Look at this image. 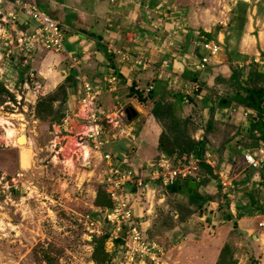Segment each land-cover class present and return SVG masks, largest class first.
<instances>
[{
	"label": "crops",
	"instance_id": "crops-1",
	"mask_svg": "<svg viewBox=\"0 0 264 264\" xmlns=\"http://www.w3.org/2000/svg\"><path fill=\"white\" fill-rule=\"evenodd\" d=\"M22 1L0 0V21H8L12 13L18 12ZM180 2L41 0V9L65 27V52L60 55L66 58L65 63L69 67L61 72V83L69 77L76 80V83L67 84L68 101L64 118L69 116L71 131L78 133L80 128L72 117L82 93L80 80L86 78L92 83H99L109 72L115 71L121 85L115 91L106 92L102 102H106L104 98L108 100L109 111L116 107H129L128 103L122 105L124 100L120 97V89L124 87L129 90L127 97L134 104L135 107H131L135 108L138 117L131 122L135 128V139L120 141L111 149L131 154L138 175L145 177L150 172V163L162 155L167 156L160 147L164 129L163 124L150 112L153 106L146 108L140 105L131 96V89L134 86L142 88L141 84H145L146 91L152 85L157 101L172 105L175 118L188 125V139L196 143L192 149L189 148L190 144L186 145L189 153L177 150L173 157L198 156L201 160L212 159L215 162L212 168L214 175L201 170L203 179L197 184L196 194L202 198L198 204L204 206V212H195L187 222L181 223L182 227H188L186 236L166 253V258L160 259L162 262L159 264H217L221 252L218 260H215L216 248L228 241L224 235L232 232L230 229L256 240L259 255H262L259 264H264V165L260 170H255L244 160L247 152L264 145V117L259 122L256 110L232 100L239 88L253 89L248 82H251L249 80L255 72L264 75V0H229V9L222 12L229 23L221 22L213 26L205 19L203 24L197 20V7L193 5L192 21L182 23L188 8L179 7ZM205 13V10L200 12L201 17H206ZM229 25L230 32H227ZM3 30L0 27L1 40L6 37ZM207 42L221 47L218 56L212 57L203 49ZM111 47L127 50L133 56V62L122 63L109 53ZM205 57H209L210 62L201 70L199 66ZM141 59L144 64L136 67L135 62ZM165 61L170 63L169 74L202 84L201 100L193 99L190 105L185 104L180 88L171 86L170 78L159 77ZM262 86L264 88V81ZM192 108L197 114L200 109V115L207 120L199 124L197 118L191 119ZM247 111L248 117L245 116ZM74 138V134L65 133L58 139L70 143L69 140ZM201 143L206 145L203 159L199 156ZM88 166L91 167V164ZM102 166L100 160H96V167L101 171L104 169ZM95 171L90 170L88 175H93ZM221 174L231 179L234 191L222 190ZM86 181L87 186L82 191L83 194L90 192V196L85 195L89 201L83 197L82 202L92 206L97 199V191L90 183L92 180ZM148 186L150 195L160 190L159 186L154 188L152 182ZM177 186L179 193L169 191L178 201L182 199V202L189 204L193 194L186 192L185 187L180 190ZM166 199L167 196L161 193L157 196L158 204L153 203L148 207L147 203L140 204L139 199L134 202L133 215L143 230L147 232L152 227L156 216L155 206L168 208L169 204H164ZM192 224L198 226L193 228ZM235 225L238 226L237 230ZM203 229L207 236H198Z\"/></svg>",
	"mask_w": 264,
	"mask_h": 264
},
{
	"label": "rangeland",
	"instance_id": "rangeland-1",
	"mask_svg": "<svg viewBox=\"0 0 264 264\" xmlns=\"http://www.w3.org/2000/svg\"><path fill=\"white\" fill-rule=\"evenodd\" d=\"M228 3L229 0H181L179 7L188 8L182 23L192 21L191 13L194 12L192 5L197 7L195 10V13L198 12L197 20L202 24L204 19L211 26L221 22L229 23L228 17L222 13L229 9ZM204 10L206 17L203 18L200 12ZM7 20L0 21V27H3L2 32H5L6 36L5 39L2 38L4 42L0 39V114L10 123L0 125V264H96L93 259L94 240L105 234L108 229L105 219L108 201L102 192L103 171L96 167L98 159L91 157L94 156L93 153L88 161H83L79 153L80 148L71 139L70 143L68 140L58 139V147L65 145L67 147L54 159L51 141L57 135L54 126L58 128L61 124H56L58 122L48 115H45V119L38 116L39 103L56 93L61 96L58 88L62 84L61 72L69 67L65 63L66 58L60 55L65 51H53L42 47L30 52L19 51L11 19ZM238 22L239 20L235 22V26ZM230 27L231 25L226 27L227 32H230ZM232 34L231 31V36ZM9 35L13 37V44L7 40ZM63 84L68 83L64 81ZM141 86L146 95L152 92L155 94V99L150 105H154L155 100L158 102L155 90L147 93L145 84ZM37 91L40 93H35ZM128 91L124 87L120 89V97L124 100L122 105L128 103L127 106H134L127 97ZM105 99L106 102L103 103L102 96L100 103L104 109L110 110L111 108H108L110 104ZM111 105L114 104L111 102ZM54 108L63 110L59 102L54 103ZM192 109L193 113L189 116L191 119L197 118L199 124L207 120L200 115V109H197L198 114L194 108ZM115 110L113 108L111 111ZM10 128L26 135L29 144L19 143L18 139L16 143L12 140L7 141V129ZM63 134L65 133L58 137L61 138ZM111 146L106 148L108 152H114ZM77 151L79 152L76 154ZM88 164H91V167ZM92 169L96 171L89 176L88 172ZM19 173L24 174V186L20 183L16 189L18 183L15 180ZM99 174H102L100 179ZM87 179L92 180L90 183L93 184L101 204L105 207H98L95 204L90 206L82 202L83 197L85 201H89L85 195L89 197L90 192L83 194L82 191L87 186ZM153 186L156 187L154 183ZM229 189L234 191L232 184ZM146 193L144 191L143 196L137 199L140 204L147 203L148 207L153 203L158 204L156 200L159 194L167 196L164 204H169L168 208L155 206L154 223L146 232L148 240L156 242L163 249L164 259L166 253L177 246L187 234L188 227L181 226L175 208L177 204L185 203L182 199L178 201L169 188H160L149 194L148 198ZM77 198L80 202L76 201ZM89 217L98 221L99 227L91 228ZM164 222L168 225L166 226ZM197 226L192 224L193 228ZM201 231H198V236L206 237L205 229ZM230 231L232 232L224 235L227 237L225 240L229 242L226 241L222 247L217 246L215 260H218V254L227 244L230 249L227 253L228 261H235L237 264L261 263L262 255H259L260 249L256 240L245 237L235 230ZM106 251L110 257L108 263L117 264L123 249L122 245L117 246L116 243L108 241Z\"/></svg>",
	"mask_w": 264,
	"mask_h": 264
},
{
	"label": "built area",
	"instance_id": "built-area-1",
	"mask_svg": "<svg viewBox=\"0 0 264 264\" xmlns=\"http://www.w3.org/2000/svg\"><path fill=\"white\" fill-rule=\"evenodd\" d=\"M40 4L41 0H23L18 12L10 15L12 31L16 32V43L18 44L16 47L21 52H30L39 47L53 51H65L64 25L44 12ZM33 28L35 29L32 30ZM29 31L32 33L30 34ZM7 40L10 44L14 43L10 35ZM203 49L208 51L212 57L218 56L221 52V47L211 42L205 43ZM109 53L116 56L122 63L133 62V56L127 50L111 47ZM209 62V57L203 58L199 69H205ZM143 64L142 59L135 62L136 67ZM169 68L170 63L163 62L159 77L170 78L171 86L180 88L185 104L190 105L193 99H202V84L173 76L168 73ZM80 81H82V93L77 110L72 117L78 123L80 130L78 133L71 131L69 116L62 120L58 128L54 126V132L57 134L51 141V149L55 154L54 159L59 157L63 150V147H58V138H60L58 136L63 132L68 135L74 134V141L80 148V152L77 151L76 154L79 152L82 160L88 161L93 153L94 156L91 157L100 160L104 167L102 184L112 203V207L107 209L105 215L106 221L112 226L109 241L114 244L116 240H123V252L117 264H159L164 251L156 242L148 240L146 231L134 218L132 205L138 197L143 196L144 191L147 192L146 198H148V185L151 182L159 188H170L179 180L200 184L203 179L201 175L203 160L198 156L170 158L162 155L158 160L150 163L149 174L145 177L139 176L132 164L131 154L106 150L108 146L120 141L135 139V128L126 120L123 113L125 109L116 107L115 111H109L104 109L100 103V98L106 92L115 91L119 87L118 75L115 71L109 72L99 83H92L86 78ZM153 89L151 85L146 92L150 93ZM245 116H249L248 111ZM86 148L89 151L88 156ZM244 160L250 168L260 170L264 165V145L247 152ZM204 163L211 168L215 167L212 159L204 160ZM23 179L24 174L19 173L15 180L18 183L16 189L19 188L20 183L24 186ZM230 180L228 176L221 174V183L226 191L231 187ZM88 222L91 228L99 227L100 224L91 217Z\"/></svg>",
	"mask_w": 264,
	"mask_h": 264
},
{
	"label": "trees",
	"instance_id": "trees-1",
	"mask_svg": "<svg viewBox=\"0 0 264 264\" xmlns=\"http://www.w3.org/2000/svg\"><path fill=\"white\" fill-rule=\"evenodd\" d=\"M249 81H251L248 83L253 85V89L249 90L246 88H239V92L236 93L232 100L249 109L256 110L259 113L260 122L261 119L264 117V88L262 86V83L264 81V75L259 72H255ZM66 82L76 83V80L72 77H69L67 78ZM259 83H261V86L259 85ZM58 88L60 90L61 96L56 93L50 96L49 98L43 100L41 103H39L38 106L39 118L45 119V115H48L54 121L58 122L56 124L62 123V120L66 115V103L68 101L67 85L61 84ZM131 96L137 99L138 103L140 105L145 106L146 108L153 106L150 112L156 118L157 121H160L163 124L164 129L160 139V147L168 157L175 158L173 156L175 155L177 150L182 153H189V151L187 152L186 145L190 144L189 148L192 149L193 145H195L196 143L190 140V138L188 139V125L183 124L180 120H177V118H175L172 110V105L166 103L162 104V102H156V100L154 102V105H150L151 102L155 99V94H153L152 92L151 94L146 95L144 93V90L142 88H137V86H134L131 89ZM55 102H59L63 110H55ZM205 146V143H201V150L199 156L202 159L204 158L206 152ZM201 170L211 176L214 175V170L204 163V159L201 165ZM177 184L178 183L169 188L171 192L179 193ZM102 189L103 196L108 201V203H106V207L107 209H109L112 207V203L108 198V195L104 188ZM190 198L191 201L189 202V204L179 203L175 206L180 223H185L195 212H204V206L198 204V201L202 200L201 196L199 194H195L194 196L191 195ZM94 204L98 207H105V205L101 204L99 196H97V199L95 200ZM194 206H196V208H193ZM230 218H232V216H230ZM164 223L166 226L168 225L167 222ZM107 225V232L99 238H95L94 240L93 259L96 264H111L108 263L110 257L108 252L106 251V244L110 240L112 226L108 222ZM234 227L236 230L238 229V226L235 225ZM115 243L117 246L122 245L123 240H116ZM228 247V245H225V247L223 248L217 264H237V262L235 261H228L229 259L227 257V253L230 250Z\"/></svg>",
	"mask_w": 264,
	"mask_h": 264
},
{
	"label": "water",
	"instance_id": "water-1",
	"mask_svg": "<svg viewBox=\"0 0 264 264\" xmlns=\"http://www.w3.org/2000/svg\"><path fill=\"white\" fill-rule=\"evenodd\" d=\"M123 113H124L126 120L129 123L133 122L138 117L137 111L135 110V108L131 106L127 107ZM25 136L26 135H22V137H20L18 141H20V139L24 138ZM178 185H179L180 190H182V187H185L186 192H188L189 194L195 195L197 193V183L196 182H192V181L183 182L182 180H179Z\"/></svg>",
	"mask_w": 264,
	"mask_h": 264
},
{
	"label": "bare ground",
	"instance_id": "bare-ground-1",
	"mask_svg": "<svg viewBox=\"0 0 264 264\" xmlns=\"http://www.w3.org/2000/svg\"><path fill=\"white\" fill-rule=\"evenodd\" d=\"M3 123H7V124H10L9 122H6V118L0 114V125H2ZM22 133L21 131L17 130V129H13V128H10V129H7V141L8 140H12L13 143H16V140L19 139L20 137H22ZM19 143H23L24 145L26 144H29V140L28 138L25 136L24 138L20 139ZM76 146H78L76 144ZM87 148H86V154L88 156V153L89 151L87 152Z\"/></svg>",
	"mask_w": 264,
	"mask_h": 264
}]
</instances>
